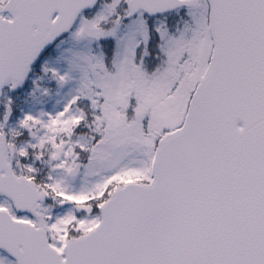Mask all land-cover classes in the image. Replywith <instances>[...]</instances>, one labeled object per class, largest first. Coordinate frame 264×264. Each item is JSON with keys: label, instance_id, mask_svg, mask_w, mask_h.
Masks as SVG:
<instances>
[{"label": "snow or ice", "instance_id": "6c2138e0", "mask_svg": "<svg viewBox=\"0 0 264 264\" xmlns=\"http://www.w3.org/2000/svg\"><path fill=\"white\" fill-rule=\"evenodd\" d=\"M0 264H264V0H0Z\"/></svg>", "mask_w": 264, "mask_h": 264}]
</instances>
